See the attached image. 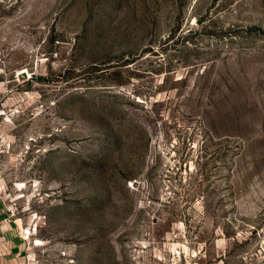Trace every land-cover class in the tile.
Returning a JSON list of instances; mask_svg holds the SVG:
<instances>
[{"label": "rangeland", "instance_id": "1", "mask_svg": "<svg viewBox=\"0 0 264 264\" xmlns=\"http://www.w3.org/2000/svg\"><path fill=\"white\" fill-rule=\"evenodd\" d=\"M0 193L24 264H264V0H0Z\"/></svg>", "mask_w": 264, "mask_h": 264}, {"label": "crops", "instance_id": "2", "mask_svg": "<svg viewBox=\"0 0 264 264\" xmlns=\"http://www.w3.org/2000/svg\"><path fill=\"white\" fill-rule=\"evenodd\" d=\"M26 237L0 193V264H24Z\"/></svg>", "mask_w": 264, "mask_h": 264}, {"label": "bare ground", "instance_id": "3", "mask_svg": "<svg viewBox=\"0 0 264 264\" xmlns=\"http://www.w3.org/2000/svg\"><path fill=\"white\" fill-rule=\"evenodd\" d=\"M27 232H28V233H31V230H30V229H27Z\"/></svg>", "mask_w": 264, "mask_h": 264}]
</instances>
